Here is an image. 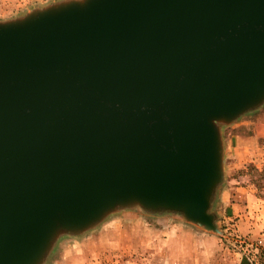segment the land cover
I'll use <instances>...</instances> for the list:
<instances>
[{"label": "water", "instance_id": "1", "mask_svg": "<svg viewBox=\"0 0 264 264\" xmlns=\"http://www.w3.org/2000/svg\"><path fill=\"white\" fill-rule=\"evenodd\" d=\"M264 102V0H62L0 21V264L140 206L220 232V124Z\"/></svg>", "mask_w": 264, "mask_h": 264}, {"label": "rangeland", "instance_id": "2", "mask_svg": "<svg viewBox=\"0 0 264 264\" xmlns=\"http://www.w3.org/2000/svg\"><path fill=\"white\" fill-rule=\"evenodd\" d=\"M59 1L62 0H0V21ZM260 107H264V102ZM247 112L229 124H220V132L224 176L226 173L229 180L250 184L259 201L246 209L256 213L250 226L241 229V224L230 216L225 222L215 221L220 232L200 227L204 237H194L200 243L191 244L193 241L190 243L188 238L192 234H186L187 237L180 234L177 240L169 235L166 216L180 219L183 218L180 213L148 212L133 206L110 213L80 234L60 235L42 264H235L241 260L264 264V187L257 189L249 181V166L260 168L264 159L248 161L240 168L236 166L241 146L235 135L245 131L235 124Z\"/></svg>", "mask_w": 264, "mask_h": 264}, {"label": "crops", "instance_id": "3", "mask_svg": "<svg viewBox=\"0 0 264 264\" xmlns=\"http://www.w3.org/2000/svg\"><path fill=\"white\" fill-rule=\"evenodd\" d=\"M262 104V103H261ZM258 106L248 110V114H244L241 120L238 121L235 126L242 127L245 134L236 133L238 144L241 146L239 161L236 166L242 167L248 161H257L258 159H264V107ZM258 198L254 195L252 186L250 184L242 185L236 180H229L225 173L224 181L216 188L214 197L211 203V212L214 215L215 221L225 222L228 217H234L238 222L239 227L243 229V226H250L256 213H251L250 210H246L255 206ZM240 211V213H238ZM167 211L160 212L166 213ZM253 212V211H252ZM177 213V212H168ZM252 218V219H250ZM168 222L169 235L178 239L180 234L184 237L186 234H192L191 244L200 243L199 239L194 237H204L201 228L186 222L183 218H172L166 216ZM208 237V236H205ZM209 238V237H208ZM235 264H248L241 260Z\"/></svg>", "mask_w": 264, "mask_h": 264}, {"label": "trees", "instance_id": "4", "mask_svg": "<svg viewBox=\"0 0 264 264\" xmlns=\"http://www.w3.org/2000/svg\"><path fill=\"white\" fill-rule=\"evenodd\" d=\"M251 171L249 181L257 188L260 189L264 187V162L260 168L256 166H249ZM248 169V172H249Z\"/></svg>", "mask_w": 264, "mask_h": 264}]
</instances>
